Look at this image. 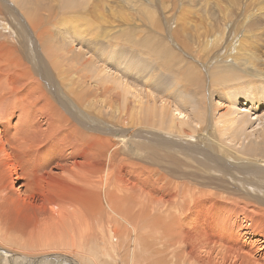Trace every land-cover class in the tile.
<instances>
[{
	"label": "bare ground",
	"instance_id": "1",
	"mask_svg": "<svg viewBox=\"0 0 264 264\" xmlns=\"http://www.w3.org/2000/svg\"><path fill=\"white\" fill-rule=\"evenodd\" d=\"M11 1L32 35L21 37L0 18L2 245L29 254L58 248V256L75 264H111L105 258L115 264H264V240L250 230L264 229V132L261 141L252 132L240 137L248 141L244 154L262 162L252 165L250 181L240 182L241 189L215 185L211 174L180 160L182 151L200 153L204 145L224 143L201 137L203 126H210L207 99L220 93L231 100L235 95V109L216 124L228 151L237 155L251 105L246 100L238 109L237 95L246 96L247 79L261 77L241 75L231 65L217 67L219 56L210 70H199L188 60L197 58L188 47L185 55L175 51L169 33L156 36L152 27L144 36L135 30L114 36L87 17L78 26L75 15L86 11L87 0ZM21 38L28 41L25 49L46 63L33 65L38 59L32 56L28 65V56H20ZM122 43L169 76L168 92L161 86L150 90L160 80L156 72L148 80L141 77L143 84H128L87 56L92 51L114 56ZM120 55L123 67L127 57ZM140 68L145 70L144 64ZM127 70L130 76L132 69ZM193 142L204 145L186 144ZM10 153L32 163V170L21 176ZM228 200L241 210L225 211Z\"/></svg>",
	"mask_w": 264,
	"mask_h": 264
},
{
	"label": "rangeland",
	"instance_id": "2",
	"mask_svg": "<svg viewBox=\"0 0 264 264\" xmlns=\"http://www.w3.org/2000/svg\"><path fill=\"white\" fill-rule=\"evenodd\" d=\"M75 1L80 2V0ZM85 6L87 8L86 11H78L75 15L76 19L79 21L81 17H87L95 28L99 26L108 28V30L111 31L110 35L116 36L121 33L126 35L128 32L135 30L141 36H144L146 27H152L156 36L161 37L166 32L169 33L170 39L168 42H171L170 47L175 51L185 55L184 46L188 47L187 50L193 52L194 56L197 57H190L188 60L197 65L199 70L200 67H207L210 70L216 63L215 60V63L213 64L214 60L212 61V59L215 58V56H219L221 58V62L217 64V67L231 65L236 72L239 70L238 72L241 75L261 77L259 82L258 80H252L254 78L247 79L249 81L242 85V87L247 91V98L244 94L237 95L239 102L236 104L238 105V109L241 108L243 104H246L244 103L246 100H251L249 104H254V107L247 105V108L250 109H248L249 113L247 114L250 116V119H248L245 133H240L238 140H245L246 135L252 132L254 137L256 133L257 139L261 141L262 136L260 133L264 132V0H87ZM0 12V18L7 21L12 26L13 30L15 29L14 32L18 35L21 37H25V35H32L31 30L26 21H24L20 8L17 4L13 3L11 0H0ZM150 21H153V25L149 24ZM81 24L82 22L79 21L78 26ZM23 39L21 38L22 44L20 43V45L22 46L19 47V50L21 51L20 56L22 58H25L26 55L28 56V65H32L34 63L31 61L32 56L36 60L38 59V62L33 65H40L42 62L46 63L44 59L45 57L42 56L41 58L39 53H33L32 55L30 51L25 49L29 47V45L27 44L28 41H26L25 38ZM94 43L97 44L99 41L95 40ZM101 43L106 45L103 40H101ZM120 46L122 47L114 48V56L93 51L87 56L102 69L109 72L110 75L113 74L115 77L128 84L129 82H138L143 84L138 81L141 77L148 80L151 73L156 72L159 77H163L165 80L162 82L161 78L157 77L160 80L155 79L154 81L156 83L152 85L150 90L155 91L161 86L162 91H169L171 87L170 79L168 78L169 76L158 72L156 70V65L151 64L148 66L149 64H147V62L145 63V58H140L139 55L136 54L137 52L124 48L123 43L120 44ZM99 47L102 49L108 48L101 45H99ZM111 51L114 52L113 49H111ZM120 52H123L127 57L123 67ZM119 64H121V66H118ZM143 64L145 70L140 68ZM126 65L127 68L125 69ZM127 69L134 70L130 71L131 74H135L126 76V73L128 72ZM208 69L205 68V70ZM44 73L45 71H40V74ZM203 73L206 77H209V74H206V72ZM63 78H65L64 73L60 77L58 76V80ZM131 79L134 81H130ZM130 85L137 89L139 88L141 90L149 91L146 88L136 86L134 83ZM159 97H163V94H159ZM234 97L231 100L220 93L212 97L210 96L207 99V106L210 112L208 125L210 126H203L204 135L201 137L205 139L206 136H209L211 139L216 140L215 143L219 140H222L224 143L221 145V143L218 144V142L210 147L208 145H204L202 142L186 143L192 147H196L198 144L204 146L200 149L197 148L200 150V153L196 152L194 149L180 152V160H186L185 162H190L189 164L200 167L204 173L211 174L214 184L216 183L215 185H221L225 189L232 188L234 185L237 189H241L242 184L240 182L247 181L246 183L248 185V180L250 181L249 173L253 171V166H255V163H262L261 161H258V159L256 162V157H248L244 154V145L247 144V139L245 142L242 140L243 143H238V145L242 144V147L235 144L237 147H240L238 149L240 153L238 151H236L237 155L230 153L228 151L230 145L225 146L227 143L224 141V137L221 138L218 131L219 128L216 122L219 120L221 115L229 109H235L234 106L231 105L234 103ZM251 108H254L255 110H252ZM188 110H191V108L189 107ZM260 120H262L263 123H261ZM260 127L263 130H261ZM253 134L250 133L249 135L253 136ZM240 137L242 139H240ZM220 145L221 147L223 146V148L219 147ZM224 146L227 149H225ZM224 149L225 153L223 152ZM217 153L221 155H218ZM10 154L12 157L11 163L17 165L21 176L24 170L29 172L32 170V163H28L26 161L24 162L17 154ZM200 156L202 158H200ZM228 157L233 160L230 161L231 163L229 162ZM195 158L196 160H194ZM187 159L190 160L188 161ZM199 160L204 163L201 164ZM236 168L238 171H236ZM237 175L242 178H239ZM225 176L228 178H225ZM214 178H217V180ZM202 180L204 182H208V180L206 178L204 179V177ZM227 191L230 192L231 190ZM228 203L229 204L227 206L229 207L226 206L225 211H228V208L230 207H236L232 201L228 200ZM240 210V207L237 208V211ZM242 222H244L243 219L240 220V223ZM250 230L255 232L257 235H261L262 237L260 238L264 240V229H260L259 225L258 227L251 228ZM12 235L16 238L21 237L17 236V233ZM2 236H4L3 233ZM3 242L4 241H0V249H3V251H0L4 253L3 255L0 253V264H75V262H73L68 256H58V248L56 247L55 248L57 250H54L53 247H43L37 253L29 254L23 250H18L17 247L2 245ZM69 249L70 248L68 247H62L59 250L63 253H67L69 252ZM50 251L52 252L49 253ZM105 259H109L108 261L111 262V264H115V262L111 261L112 259Z\"/></svg>",
	"mask_w": 264,
	"mask_h": 264
}]
</instances>
